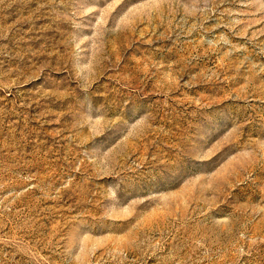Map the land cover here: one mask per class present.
<instances>
[{"label": "rangeland", "instance_id": "1", "mask_svg": "<svg viewBox=\"0 0 264 264\" xmlns=\"http://www.w3.org/2000/svg\"><path fill=\"white\" fill-rule=\"evenodd\" d=\"M0 264H264V0H0Z\"/></svg>", "mask_w": 264, "mask_h": 264}]
</instances>
